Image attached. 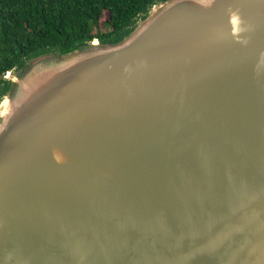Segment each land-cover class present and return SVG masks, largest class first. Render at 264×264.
Here are the masks:
<instances>
[{"label":"water","instance_id":"1","mask_svg":"<svg viewBox=\"0 0 264 264\" xmlns=\"http://www.w3.org/2000/svg\"><path fill=\"white\" fill-rule=\"evenodd\" d=\"M12 70L0 264H264V0H161Z\"/></svg>","mask_w":264,"mask_h":264},{"label":"trees","instance_id":"2","mask_svg":"<svg viewBox=\"0 0 264 264\" xmlns=\"http://www.w3.org/2000/svg\"><path fill=\"white\" fill-rule=\"evenodd\" d=\"M158 1L0 0V96L8 71L39 54L68 52L94 38L116 42Z\"/></svg>","mask_w":264,"mask_h":264},{"label":"rangeland","instance_id":"3","mask_svg":"<svg viewBox=\"0 0 264 264\" xmlns=\"http://www.w3.org/2000/svg\"><path fill=\"white\" fill-rule=\"evenodd\" d=\"M105 18H107V14L105 13L104 15H103V17H102V19L100 20V22H103L104 20H105ZM103 26V25H102ZM101 26V27H102ZM107 31V27H102L101 28V32H106ZM94 32H95V30H94ZM11 72H14V70H12Z\"/></svg>","mask_w":264,"mask_h":264},{"label":"bare ground","instance_id":"4","mask_svg":"<svg viewBox=\"0 0 264 264\" xmlns=\"http://www.w3.org/2000/svg\"><path fill=\"white\" fill-rule=\"evenodd\" d=\"M184 255H185V253L181 252V253L178 255V257L180 258V257H183Z\"/></svg>","mask_w":264,"mask_h":264}]
</instances>
